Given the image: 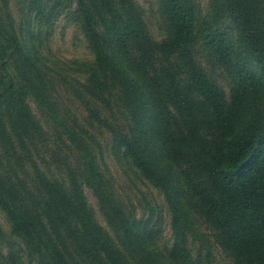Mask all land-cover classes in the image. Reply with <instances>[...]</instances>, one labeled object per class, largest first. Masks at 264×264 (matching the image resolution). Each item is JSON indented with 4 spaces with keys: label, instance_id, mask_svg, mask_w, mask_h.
Masks as SVG:
<instances>
[{
    "label": "trees",
    "instance_id": "trees-1",
    "mask_svg": "<svg viewBox=\"0 0 264 264\" xmlns=\"http://www.w3.org/2000/svg\"><path fill=\"white\" fill-rule=\"evenodd\" d=\"M77 2L94 57L89 91L108 106L124 102L130 135L112 131L166 194L174 241L159 245L154 208L147 220L125 214L87 137L61 119L21 39L0 20V207L23 242L8 256L0 249V264L25 256L30 264H202L191 248L200 219L236 264H264V0H209L207 10L158 0L161 38L136 0ZM30 100L57 123L58 138ZM141 129L162 142V163ZM85 186L118 242L95 218Z\"/></svg>",
    "mask_w": 264,
    "mask_h": 264
},
{
    "label": "rangeland",
    "instance_id": "rangeland-1",
    "mask_svg": "<svg viewBox=\"0 0 264 264\" xmlns=\"http://www.w3.org/2000/svg\"><path fill=\"white\" fill-rule=\"evenodd\" d=\"M136 1L145 11L151 33L155 38H161L164 30L158 0ZM196 1L207 10L209 0ZM77 8V0H0V20L21 39L23 48L36 65L39 80L45 78L61 119L87 137L107 186L125 214L130 218L147 220L150 218L151 208H154L152 223L161 225L158 243L163 248H169L174 241L170 202L162 189L141 174L131 157L126 154V147L119 144V139H116L115 132L112 131L114 125L117 126V131L121 128L124 134L130 135L124 102L117 101L108 106L89 91V70L94 57L79 25ZM29 103L46 132H51L58 138L57 123L47 121L33 100ZM141 131L142 137L154 153L157 165L162 163V142H157L154 132L146 134L143 129ZM157 150L160 151L158 154L155 152ZM84 194L99 224L118 242L122 235L111 228L97 195L86 186ZM0 229L4 234V239L0 240L4 256L9 255L12 247L19 252L23 242L13 232L1 207ZM196 230L202 234L191 243L195 259L201 258L202 264H236L217 243L215 232L203 219L197 220ZM20 255L25 256L22 253ZM23 261V264H30L26 256Z\"/></svg>",
    "mask_w": 264,
    "mask_h": 264
}]
</instances>
